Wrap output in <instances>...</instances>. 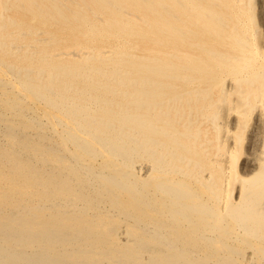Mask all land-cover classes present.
<instances>
[{
	"label": "bare ground",
	"instance_id": "obj_1",
	"mask_svg": "<svg viewBox=\"0 0 264 264\" xmlns=\"http://www.w3.org/2000/svg\"><path fill=\"white\" fill-rule=\"evenodd\" d=\"M0 264H264V0H0Z\"/></svg>",
	"mask_w": 264,
	"mask_h": 264
},
{
	"label": "rangeland",
	"instance_id": "obj_2",
	"mask_svg": "<svg viewBox=\"0 0 264 264\" xmlns=\"http://www.w3.org/2000/svg\"><path fill=\"white\" fill-rule=\"evenodd\" d=\"M257 10H258V4H256V12H257ZM257 18H262V17H260L259 15H257ZM259 24H261V22H259ZM261 27L263 28L262 24H261ZM246 133L248 134V132H245V134H244L245 137H244V139H243V148L245 147V148H244L245 150H246V148H247V144H248V141H249V137H248L249 134L247 135ZM246 137H247V138H246ZM245 143H246V145H245ZM245 150H244V151H245Z\"/></svg>",
	"mask_w": 264,
	"mask_h": 264
}]
</instances>
